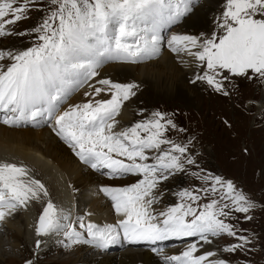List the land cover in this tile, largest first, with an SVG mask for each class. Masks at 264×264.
Listing matches in <instances>:
<instances>
[{
    "label": "snow or ice",
    "instance_id": "1",
    "mask_svg": "<svg viewBox=\"0 0 264 264\" xmlns=\"http://www.w3.org/2000/svg\"><path fill=\"white\" fill-rule=\"evenodd\" d=\"M35 2L0 0V37L17 34L7 26L28 18ZM50 3L49 15L29 33L35 35L34 46L18 52L0 49V61L6 62L0 63V111L9 114L0 122L16 127L21 121L46 117L54 121L56 134L76 150L85 165L98 171L107 169L113 179L137 174L143 180L127 188L103 189L122 216L119 228L85 225L80 218L79 227L86 229L90 237L86 239L71 222L70 214L49 201L39 218L37 234H63L68 241L65 247L92 244L97 248L113 243L119 229L132 242L196 237L211 243L209 237L227 235L244 243L225 251L243 248L249 243L248 238L237 236L226 219L233 211L248 213L255 205L238 193L231 181L221 177H201L208 187L178 193L187 203L152 214L149 209L156 202L158 193L154 194V190L158 185L185 171V163L192 165L195 161L187 155L186 145L165 136L168 127L175 125L161 112H153L152 119L114 131L123 102L134 95L133 89L139 85L106 78L96 81L99 86L89 84L106 62L138 63L156 57L161 51L162 30L190 12V0H50ZM218 28L219 33L203 38L172 35L169 47L199 61V67L205 71L197 79L217 91L223 87L217 76L225 81L230 76L264 77V0H226ZM85 85L92 88L85 93L90 99L61 111L67 98ZM153 151L156 155H149ZM217 192L221 193L219 197L200 204V193L212 196ZM41 195L48 196L47 189L30 176L25 166L0 163V221ZM36 246L39 248L40 241ZM197 252V245L192 244L183 253V259H172L179 264H225L222 260H210L213 252L202 255Z\"/></svg>",
    "mask_w": 264,
    "mask_h": 264
},
{
    "label": "bare ground",
    "instance_id": "2",
    "mask_svg": "<svg viewBox=\"0 0 264 264\" xmlns=\"http://www.w3.org/2000/svg\"><path fill=\"white\" fill-rule=\"evenodd\" d=\"M196 1L202 2L203 0H190L191 10L187 14L190 15L192 13L195 8L194 2ZM223 2L224 0H205L202 4L203 7L198 9V13L195 12L196 14L193 13V16H190L191 23L189 25L202 30L208 28V30H211L212 34L214 32L219 33L221 31L218 28L220 17L216 15L218 12L216 9L219 8ZM216 16L218 17L215 19L217 25H214L211 19ZM206 18H208V20H206ZM205 21H209L207 27ZM188 22H186V24ZM165 29L166 27H164L162 32L165 31ZM199 63V61H196L193 57L184 52L177 54L172 50L164 51V49L161 48L160 53L156 57L146 61L138 63L106 62L98 70L99 75L91 80L89 84L96 85L97 80L106 78L122 84L127 82L144 87L150 86V89L143 95L146 99L149 98L150 93H152L156 99L160 98L171 102L179 97H183L181 94V87L186 86L184 85V81H187L188 78H194L197 73L199 74L205 71V69L199 67ZM241 78L242 77H237L236 79L240 81ZM239 89L236 92L238 96L241 93ZM91 91L92 88L89 85H85L75 91L67 98L66 102L61 105V111L68 110L73 105L84 103L89 100L90 97L86 96L85 93ZM133 92L137 93V89L135 91L133 90ZM217 94H220V91H217ZM99 98L100 97H95V99ZM220 100L223 99H217V101ZM129 106L130 104L128 101L123 102L120 113L116 117L118 123L114 131L128 128L133 124L132 121H134V119L132 120V118H135L136 110L132 113V108H129ZM141 107L144 108L143 106ZM228 107L229 106H227V108ZM241 109L243 110V108ZM219 120L222 121V118ZM258 122L259 121H257L256 124ZM32 124V121H23L19 126L11 127L0 122V163L10 162L25 166L31 177L40 180L44 184L48 196L41 195L40 199L29 201L27 206L17 208L6 216L3 221H0V233H2V235L4 234V240L0 239V264H6L7 262L14 263L16 261L12 257H6V248L12 249L13 252H19L22 257L30 256L32 251L37 253L38 257H43L61 250L69 253L76 251L75 258L69 257L65 261L59 260L58 262L61 264H179L178 260L172 258L179 257L183 259V253L188 249V243L185 245L181 243L178 244L176 251L160 250L158 246L156 253H153L151 250L132 247L128 242L130 240L124 236L123 229H119V234L115 241L105 248H97L92 244H77L65 247L64 245L67 244L68 241L66 238H62L64 237L63 234H51L48 236L38 235L37 225L39 215L42 214L49 201L55 204L59 210L70 214L71 222L76 225L77 231L84 234L86 239H90V237L87 236L86 229L79 227L80 218L83 219L85 225L92 223L101 228L105 225H116L117 228H119L118 221L122 219V216L115 211V201H113L103 189L131 187L143 180V176L135 174L134 176L109 179L103 173L93 172L77 155H74L76 150L69 147V144L56 134L54 131V121H51L50 124L53 128H43V126L37 128L29 127ZM47 124L48 123H46V125ZM125 124H128V126L124 127ZM25 125L27 126L25 127ZM215 137H217V135ZM261 143H263L262 139ZM121 159L123 158L121 157ZM106 175L109 174L106 172ZM149 210H151V208ZM241 213H239V215ZM152 214L156 215L155 213ZM243 214L246 215L242 213V216ZM247 218L246 220L248 221ZM64 222L68 223L69 221ZM6 240L8 245H5ZM37 241H40L39 248L36 246ZM242 243L244 242L237 238L233 241V245ZM246 244L247 245L244 244L243 248L249 246L248 243ZM111 248L114 249V251L111 252ZM153 249H156V247ZM197 249V255L213 252L214 255L209 258L210 260H222V254L219 252L221 249L219 245L212 240L211 243H198ZM94 251H98L99 254H96L97 252L95 253ZM245 253L246 252H241L242 255ZM247 261L251 263L249 260Z\"/></svg>",
    "mask_w": 264,
    "mask_h": 264
},
{
    "label": "rangeland",
    "instance_id": "3",
    "mask_svg": "<svg viewBox=\"0 0 264 264\" xmlns=\"http://www.w3.org/2000/svg\"><path fill=\"white\" fill-rule=\"evenodd\" d=\"M204 1L194 2L195 8L190 15L187 14L179 22L165 26V31L161 32L163 38L161 48L164 51L171 50L169 40L172 35H194L202 37L203 34V37H207L212 34L208 28L202 30L189 25L191 23L190 16H193V13H198V9L203 7L202 4ZM50 6V0H36L35 6L27 14L28 18L14 25L7 26L8 29H11L17 34L0 37V49L18 52L34 46L37 43L35 35L29 33H32V30L49 15ZM225 8L226 0L216 9L218 10L216 15L221 17L220 15L225 11ZM217 16L211 19L214 25H217L215 23V19L218 18ZM8 18L10 17H6L5 19ZM186 22L188 23L186 24ZM205 23L207 27L209 21H205ZM18 33L25 34L19 35ZM0 63L6 62L0 61ZM203 73H197L194 78H188L187 81H184V85L186 86L181 87L183 97H179L171 102L160 98L156 99L152 93L146 99L143 95L150 89V86L144 87L141 85L133 89L134 91L137 89V93L135 92L127 100L130 104L129 108H132V113L136 110V116L132 118V120L134 119L132 121L133 124L129 127L152 119L153 112L163 113L165 119L172 120L175 125L174 128L171 126L168 127L165 136L180 144L186 145L188 149L187 155L195 161L192 165L185 163V171L170 176L158 185V188L154 190V194L158 193V196L156 202L151 206L150 211L157 215L167 211L170 207L180 203H187L188 201L182 200L178 193L185 189L193 191L208 187L209 185L201 177L218 176L224 181H231L237 192L244 194L255 205L248 213H245L247 216L244 214L242 216L241 212L233 211L226 219V222L234 226L237 236L248 238L249 246L247 248H238L235 251H225L226 248L233 246V241L237 237L223 235L209 238L213 239L212 241L219 245L221 249L219 252L222 254V261L225 264H264V77H259L257 74H250L249 77H242L239 81L236 78L240 76H230L225 81L217 76L216 79L223 84L220 94H217V90L213 86L204 80L197 79V76H202ZM225 75L229 74L225 73ZM124 84H127V82ZM238 89L241 91L239 96L236 95ZM219 98L223 100L217 101ZM227 106L229 107L227 108ZM221 118L224 123L219 120ZM257 121H259L257 123L258 125L256 124ZM127 126L128 124L124 125V127ZM44 127L53 128L52 125H45ZM216 135L217 137H215ZM261 139L263 143H261ZM162 147L167 148L168 146L162 145ZM149 155L154 156L156 152L153 151ZM134 175L126 174L124 176ZM200 195L202 196L200 204L203 205L211 202L212 199H216L221 193L217 192L212 196H205L204 193H200ZM239 213L241 214L239 215ZM40 216L41 214L39 218ZM0 234V239H3L4 234ZM62 238L66 237L64 236ZM5 243V245H8L7 240ZM6 250V257H12L16 260L14 263L7 262L6 264H29V262L31 264H61L58 262L59 260L65 261L69 257L75 258L76 256V251L69 253L61 250L43 257H38L37 253L32 251L30 256L22 257L19 252H13L10 248H6ZM163 250L176 251L177 246H167ZM94 252L99 254L98 251ZM241 252L246 253L242 255Z\"/></svg>",
    "mask_w": 264,
    "mask_h": 264
}]
</instances>
